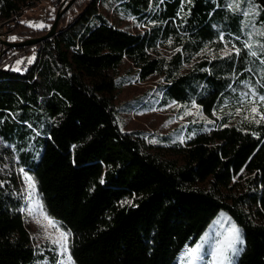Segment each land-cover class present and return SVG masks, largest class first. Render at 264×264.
<instances>
[{
    "label": "trees",
    "instance_id": "1",
    "mask_svg": "<svg viewBox=\"0 0 264 264\" xmlns=\"http://www.w3.org/2000/svg\"><path fill=\"white\" fill-rule=\"evenodd\" d=\"M34 1L0 0L4 32L26 40L47 31L17 21ZM67 1L50 3L58 10ZM215 2L114 0L111 10L127 5L126 17L146 25L131 32L110 23L97 0H73L51 38L7 50L0 43V264L36 259L14 164L36 178L43 208L70 232L74 264H178L220 210L242 232L236 264H264V120L255 123L247 103L236 114L231 75L249 68L234 52L223 66L200 54L225 47L211 28L223 9ZM255 2L264 19V0ZM17 49L33 51L24 71L7 61ZM125 61L141 80L161 78L162 102L220 114L217 128L193 123L183 142L164 145L122 130L115 72Z\"/></svg>",
    "mask_w": 264,
    "mask_h": 264
},
{
    "label": "rangeland",
    "instance_id": "2",
    "mask_svg": "<svg viewBox=\"0 0 264 264\" xmlns=\"http://www.w3.org/2000/svg\"><path fill=\"white\" fill-rule=\"evenodd\" d=\"M50 2L51 0H46L44 3L38 2L34 6L25 8L22 13L16 17L17 21L28 25L44 24L46 25L44 28L49 29L57 11L55 6ZM113 3L114 0H103L102 4H99V8L97 9L102 12L111 23L131 32H141L142 27L138 25V22L134 19L130 20L126 17L127 15L122 12V9L127 8V5L119 4L116 9L112 8L111 10L110 7ZM215 3L217 6H222L223 9L216 12L213 17L212 22L214 23H212L211 28L214 30V34L220 33L221 31V34L228 33L230 37L224 36L225 41L234 42L237 37H239L243 43L248 40L249 36L247 34L251 29L250 27L244 26L247 21L254 23L257 29L264 31V27H262L264 26V19H259L260 7L256 2V11L258 12V15H255L254 17L244 16L242 15V11H234L230 9L227 0H216ZM246 7L247 5L241 0V10ZM185 15L187 17L189 16V10ZM117 16H120V19H118ZM4 21L5 20L2 21L0 19V29L3 32L4 29L1 27V24ZM221 34H219V37ZM252 39L254 41L253 50H256L258 53L257 57L248 55V50L244 47V49L241 48V56L237 57L238 63L250 69V71H248L249 73H245L236 78H234L235 73L231 75L235 81L231 93L238 94L240 100L241 94L248 91L249 88H254L258 93L261 91L258 86L261 87V84L264 85V63H261V61L264 60V55L261 54L258 47L259 43H264V37L253 36ZM214 41L218 40L215 38ZM222 43L225 46L224 41H222ZM205 49H208V52L204 53L211 59L215 56V59H213L215 60L214 65L223 66L226 63L224 62V59H221L225 56L224 48L218 51H213L207 47ZM203 50L204 49H202V51ZM31 52L30 55H32ZM14 67H16V65H14ZM115 73L118 88L114 104L116 106L117 116L122 130L133 133L140 132L147 141L164 145L183 142L185 132L193 123L203 122L207 127L212 125L213 128V120H216L218 125L220 114L216 112L215 115L208 117L202 112L199 105L194 102L189 105H180L174 101L162 102L161 91L159 89V84L161 82L160 77L153 75L146 80H141L138 78L134 68L131 67L127 61L123 62ZM250 74L254 76L257 84L249 77ZM261 93L264 94V91H261ZM193 104L197 105L198 108H193ZM185 112H192L194 115H184ZM197 112L202 113V115H195ZM182 115L183 119H181ZM209 120L212 121L210 125L208 123ZM32 121H35V124L39 125L41 119L33 117ZM32 121L29 120V123H32ZM11 168L10 171H12L17 178L19 194L23 199L22 214L24 222L29 230L33 247L36 250V259L33 264H67L65 257L62 256L59 249L52 245L50 240L46 238V233L41 227V224H43L44 221L41 219V209L36 205H42L43 212L46 213L48 217L50 216L43 208L38 193L36 178L25 170L17 168L15 164ZM28 176H31L36 183V195L32 199H29V189L26 179ZM1 183H3V181ZM38 220L40 221L39 223L37 222ZM221 221L235 224L225 211L220 210L191 247L190 245L185 244L184 249L177 257L178 264H186L184 257L187 250L195 248L197 245H201V252L204 258L201 261H197L196 264H212L210 253L213 251L217 240L221 238ZM60 226L66 231L61 224ZM224 227H227V223L224 224ZM236 227L240 230L242 244L237 245L241 250L238 255L232 258L231 264H236L237 258L242 252L244 245L241 229L237 225Z\"/></svg>",
    "mask_w": 264,
    "mask_h": 264
},
{
    "label": "snow or ice",
    "instance_id": "3",
    "mask_svg": "<svg viewBox=\"0 0 264 264\" xmlns=\"http://www.w3.org/2000/svg\"><path fill=\"white\" fill-rule=\"evenodd\" d=\"M186 2L191 3V0H186ZM243 2L247 5L246 8L241 10L240 4L241 0H227L228 7L234 11H242V15L244 16H252L258 15L256 11L257 6L255 4V0H243ZM30 27H37V28H44L46 25L44 24H29ZM245 27H250V32L247 34L249 39L244 41L243 47L248 50V55L252 57H257L258 53L256 50H253L254 41L252 39L253 36H260L264 37V31L257 29L254 23L247 21L244 25ZM264 27V26H262ZM15 39V37H13ZM219 39L224 41V54L225 55H232L233 52L236 57H239L241 53V48L237 47L234 43H231L229 47L230 41H225V37L223 34L220 35ZM239 39V37H237ZM171 44V41H169ZM258 47L262 55H264V43H259ZM176 51H181V49H176ZM208 52V49H204L202 53ZM215 59V56H213ZM29 63L32 62L31 59L28 61ZM18 63H22L19 61ZM264 63V60L261 61ZM19 70V69H17ZM250 71V69H249ZM248 103L254 105L251 107L250 112L259 116V119H256V115L252 116L251 119L255 123H259L260 120H264V113L258 112V107L255 106L257 104H264V94H258L254 88H249L248 91H245L241 94V107L236 109V114H239L243 108V104ZM193 108H198L197 105L193 104ZM184 115H194L192 112H185ZM195 115H202V113L197 112ZM215 115V113H213ZM232 115V113H229ZM249 115L245 114L242 119L249 120ZM183 119V115L181 116ZM208 123H212V121H208ZM226 126V125H225ZM27 179V186L29 189V199H32L36 195V183L31 176L26 177ZM38 208L41 209V219L44 221L41 224V227L44 229L46 233V238L50 240L51 244L54 245L56 248L59 249V252L62 256L65 257L67 264H73L72 256L70 252V232L64 231L59 222L55 221L54 219L48 217L46 213L42 210V205L37 204ZM40 222L39 220L37 221ZM227 223V227H224V224ZM242 244V240L240 237V230L236 227L235 224L228 223L225 221H221V238L217 240L213 251L210 253L212 257V264H231L232 258L238 255L240 248L237 245ZM203 254L201 252V245H197L195 248H190L187 250L184 260L186 264H196L197 261L203 260Z\"/></svg>",
    "mask_w": 264,
    "mask_h": 264
},
{
    "label": "built area",
    "instance_id": "4",
    "mask_svg": "<svg viewBox=\"0 0 264 264\" xmlns=\"http://www.w3.org/2000/svg\"><path fill=\"white\" fill-rule=\"evenodd\" d=\"M46 0H35L34 2L38 3V2H43ZM99 2L100 0H97L96 6L97 8H99ZM25 8H27V6H23L21 10H24ZM141 28V30L143 31L144 28H146V25L142 24L139 25ZM50 28V27H49ZM48 30V29H46ZM13 37H15V39H13ZM0 39L1 40H5L8 42H15V41H19L21 39H19L15 34L13 33H4L1 29H0ZM2 45V44H1ZM2 49L3 50H7V47H5L4 45H2ZM29 59L32 60V55H30V53H26L23 50H15L13 51V53L8 57L7 61H14L16 67L19 69V71H24L26 70L31 63H29ZM19 61H22V63H18ZM214 124H213V128H217V121L213 120Z\"/></svg>",
    "mask_w": 264,
    "mask_h": 264
},
{
    "label": "water",
    "instance_id": "5",
    "mask_svg": "<svg viewBox=\"0 0 264 264\" xmlns=\"http://www.w3.org/2000/svg\"><path fill=\"white\" fill-rule=\"evenodd\" d=\"M73 0H68L60 9L56 11L55 18L53 19L50 28L42 35L29 38L26 40H19L15 42H8L0 39V43L8 48H22V47H31L41 41H44L48 38H51L56 31V27L60 18V15L64 13L67 7L72 3Z\"/></svg>",
    "mask_w": 264,
    "mask_h": 264
},
{
    "label": "crops",
    "instance_id": "6",
    "mask_svg": "<svg viewBox=\"0 0 264 264\" xmlns=\"http://www.w3.org/2000/svg\"><path fill=\"white\" fill-rule=\"evenodd\" d=\"M102 15H104L102 12H100ZM106 17V16H105ZM117 18L118 19H120V16H117ZM130 20L132 19V18H129ZM110 22V21H109ZM111 23V22H110ZM113 24V23H112ZM113 25H115V26H117V27H119V28H122V27H120V26H118V25H116V24H113Z\"/></svg>",
    "mask_w": 264,
    "mask_h": 264
}]
</instances>
